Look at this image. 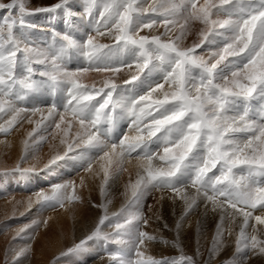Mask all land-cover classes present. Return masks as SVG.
<instances>
[{
  "label": "snow or ice",
  "instance_id": "obj_1",
  "mask_svg": "<svg viewBox=\"0 0 264 264\" xmlns=\"http://www.w3.org/2000/svg\"><path fill=\"white\" fill-rule=\"evenodd\" d=\"M80 2L83 13L74 7L75 0L35 8H29V0L0 2V10L7 13L0 17V114L8 117L0 124V132L7 133L22 113L42 114L39 107L19 106L30 95L35 98L42 90L64 92L63 112L53 103L47 115L59 116L57 129L65 125L60 139L65 151L52 155L44 170L55 171L53 166L81 144L96 149L104 162L100 165L103 196L113 172L122 170L124 157L136 154L137 179L129 182L126 192L137 214L113 223L105 208L90 234L61 255L86 254L89 241H101L134 248V260L126 259L125 248L110 254L113 264H212L232 235L223 221L234 223L241 216L235 250L225 264H250L253 257H264V240L256 234V226L264 225V214L253 217L254 210L264 213V0ZM41 13H62L65 31L51 28L50 41L37 46L29 30H43L31 20ZM82 14L94 34L78 37L75 18ZM194 22L202 26L199 40L191 47L183 46ZM160 27L164 28L160 35H140L144 29ZM98 37L112 42L101 43ZM78 57L85 58L88 67L71 70L70 62ZM34 65L42 67L38 70ZM133 65L136 72L125 84L139 80L140 74L145 78L156 74L159 79L153 77L154 83L143 92L133 88L125 95L117 91L119 86L111 77ZM88 71L109 77L101 87H89L81 82ZM157 92L160 96L154 98ZM117 106L131 118L137 135L124 136L109 148L102 137L108 136L119 117L113 115ZM68 114L71 119H66ZM74 125L78 127L70 142ZM16 171L35 170L18 166ZM161 189L169 190L173 202L178 199L183 205L171 240L144 230L153 218L162 219L151 206V216L141 211L146 197ZM80 200L74 182L53 184L50 193L40 192L36 197L37 203L53 208ZM198 202L206 212L209 207L222 211L207 258L199 248L188 253L181 240L184 222L199 207ZM251 219L255 224L249 235L246 229ZM107 227L113 230L104 231ZM151 244H163L172 252L159 258L147 255ZM25 251L16 254L13 264Z\"/></svg>",
  "mask_w": 264,
  "mask_h": 264
},
{
  "label": "bare ground",
  "instance_id": "obj_2",
  "mask_svg": "<svg viewBox=\"0 0 264 264\" xmlns=\"http://www.w3.org/2000/svg\"><path fill=\"white\" fill-rule=\"evenodd\" d=\"M43 20H46V18ZM39 108H41L43 116L41 113H36L35 115L31 113L28 121L23 123L21 130L17 131V134L11 135L10 139L2 144L3 147H0V168L3 166L7 168L19 166L21 169L35 170L33 172L17 171V176L22 179L23 183H26V187L23 190L26 192L28 190L32 193L18 197V208L20 207L19 209L17 208L19 210L18 213L24 210V206L23 208L21 207L22 205H26L30 200H36L38 193H50V190L40 189L45 183H67L74 181L79 183L80 187L77 189L76 195L81 197L82 202L81 206L67 202L64 209L56 213L57 215L53 213L55 215L54 222H51V225H55L53 231L45 237L40 236L35 241L33 257H19L18 261H20V264H112L110 254L115 253L119 248L126 249V259H128L129 254L132 252V247L113 243L105 245L101 241H89V249L86 254L61 255V253H65L67 249L90 234L100 216L105 214V208L107 215L112 219L113 223L118 222V219L125 220L133 214L132 208L129 210H124V208L129 203L130 196V192H126L127 185L130 181L134 182L137 179V173L114 171L109 180L110 187H108L106 195L102 196L100 185L103 182V172L100 165L104 162L94 159L93 156L96 157L98 150L85 146L82 148V151H78L75 148L67 157L59 161L57 165H54L55 171L44 170V165L52 155L56 153L63 154L65 151V145L60 144V139L63 137L61 129L65 128V125H61V129H57L55 127V123H59L57 114L49 117L47 113L51 107L44 106ZM42 119L43 123H40ZM38 124L39 127L37 126ZM127 124L129 127V122L125 123L126 126ZM29 133H32L31 137ZM128 134L131 133L128 132ZM133 135L131 136L133 137ZM25 141L28 142L27 150L25 149ZM106 143L110 148L112 143L110 141H106ZM7 147L8 153L6 154L8 156L3 161L2 155ZM119 151L120 149L117 148V152ZM133 157L125 156L123 161L130 163V165L135 162L136 165L137 161H134L135 156ZM89 163L92 164L90 171L88 170ZM61 170H63V176L59 175ZM70 174H73V176L70 177ZM171 196L172 193L169 190L161 189L158 192L155 199L157 204L154 205V208L162 219L156 220L154 218L151 221L150 227L145 229L149 233H159V235L169 234L172 238L175 237V223L182 212L183 205L178 199L173 202ZM120 213H125V216H119ZM258 214L264 213H261L257 209L255 210V215ZM221 215V210L212 211L210 207L206 212L203 203L201 206L193 209L191 215L185 220L184 228L181 232V240L186 245L188 253H192L199 248L205 256V242L209 234L213 232V218L220 221ZM51 216L53 215L51 214ZM165 223L168 225L167 229L164 228ZM223 223L227 227L231 225L232 235L227 238V241L229 240L231 243H234L239 233L237 231L240 230V225L242 224V217L237 216L234 223H229L227 220L223 221ZM254 224L255 222H249L248 228H252ZM256 227L258 229V237L264 240V225H257ZM43 229H45L44 225ZM112 230L111 227L104 229L106 232H111ZM163 248V244H151L148 246L147 255H161ZM108 249H112V251L108 252ZM256 264H264V257L258 256Z\"/></svg>",
  "mask_w": 264,
  "mask_h": 264
},
{
  "label": "rangeland",
  "instance_id": "obj_3",
  "mask_svg": "<svg viewBox=\"0 0 264 264\" xmlns=\"http://www.w3.org/2000/svg\"><path fill=\"white\" fill-rule=\"evenodd\" d=\"M0 2L3 3H8L9 0H0ZM58 0H29V8H35V7H47L50 6L52 4L57 3ZM148 3H151V0H147ZM201 3H203V0H200ZM218 2V0H217ZM74 7L80 8L81 9V13H83V9H82V5L80 0H75V4ZM6 11L5 10H0V17H3L4 15H6ZM46 20H43L45 19ZM63 14H58V15H51L48 13H41L37 16H33L31 17V20L37 24L38 26H40V28H42L43 30H40L39 28L37 30H29L30 32V38L36 43L37 46H42L46 43H48L50 41L51 38V28H55L57 31H65V25L63 23ZM75 23L77 25V33L76 35L78 37L80 36H84L86 33H92L94 34V27L92 25L88 24V18L86 15H80L77 18H75ZM202 26L198 23V22H194L190 25V31L188 32V34L186 35L185 40L183 41V46L186 47H191L193 45V43L198 42L199 40V29ZM155 34V35H160L161 33L164 32V28L160 27L159 29H144L140 35H144V34ZM98 40L101 43H111V39L110 38H104V37H98ZM199 51V50H198ZM35 68H37L38 70L42 67L40 65H34ZM69 67L71 68V70H77V69H81V68H85L88 67V62L85 58L82 57H78L73 59L70 64ZM147 71V70H145ZM136 69H135V65H133L132 69H128V68H124L122 70L121 73L111 77L112 79L115 80V82L118 84V92H123V94L125 95H129L131 94V91L133 90V88H135V91L140 93L143 92L147 89L148 85L150 83H154V79H159V77L156 74H152L149 78H145L144 74H140V79L137 81H132L131 83L125 84L124 81L125 79H129L131 77V74L135 73ZM109 77V74L104 73H97L95 71H88L87 73H85L82 77H81V82L88 85L89 87L91 86H95L97 88L102 86V82L103 80H105L106 78ZM35 78H39L38 76ZM163 82V81H161ZM98 85V86H97ZM167 88V85H165V89ZM66 95V93L64 92H55V91H44L42 90V92L40 94H37L35 96V98H33L31 95L29 96L28 99H26L23 102H20L19 106L20 107H27V108H32V107H44V106H48L51 107L53 103H55L57 105V109L59 112H63V97ZM115 95V94H114ZM160 96V92H157L153 94V97L156 98ZM256 103V102H254ZM38 105V106H37ZM31 114L28 112L22 113L20 117H18V121L17 123L7 132H0V147L2 146V144L7 141L8 139H10L11 135H15L17 134V131L21 130V128L23 127V123H26L28 121V117ZM55 114V113H54ZM119 114L118 119L115 121L114 126H111L110 131L108 133V136L106 137H102V139L106 140V141H110L111 143L115 142L118 144L119 139H122L124 136H127L129 138H131L133 135V133H137L134 130V127L132 126V120L130 117L124 116L121 113V109L119 106H117L116 112L113 113V115H117ZM57 117L59 118V116L57 115ZM8 119L7 116H5L4 114H0V124H3L4 121ZM66 119H71V115L68 114L66 116ZM129 122V127L128 124L127 126L125 125V123ZM78 125H74L72 131L70 132V135L68 137V139L71 142L70 137H72V135L75 133L76 129H77ZM104 127L107 129L109 127V125H104ZM130 129L128 131V129ZM122 129V130H121ZM125 130V131H124ZM127 130V131H126ZM121 131V132H120ZM131 133V134H128ZM135 134L133 135V137L135 136ZM123 135V136H122ZM83 144L80 145V147H78V151H82V148L84 147ZM3 147V146H2ZM155 147V146H153ZM81 149V150H79ZM8 147L6 148V150L4 151V154L2 155V160H6L8 154ZM99 153V154H98ZM102 155V152H97L96 157H94V159H98V156ZM136 156L135 153L132 154V157ZM134 158V157H133ZM134 161H137L136 159ZM115 164V162H114ZM113 164V168L115 169L117 166L116 164ZM134 164V166H133ZM10 168V169H9ZM12 168V169H11ZM120 168H122V170H119L120 172L124 173H137L139 170L137 168V162L135 165V162L131 163H126L125 161L122 162V164L120 165ZM17 167L15 166H10V167H5L3 166L2 168H0V264H13V258L16 256V254L18 252H21L22 250H26L23 254V256L21 257H28L31 258L34 255V248L33 246L35 245V241H37V239H39L40 236H47L50 234L51 231H53V227L55 226L54 224L51 225V222L53 223L55 220V215H57L56 213L60 212L61 210L64 209V207H60V206H56V207H46L43 206L40 203H37L36 200H30V202L28 201V203L26 205H22L21 207L23 208L24 206V210L19 212V208H18V203H19V196H22L24 194L26 195H30L32 193H30L28 190L27 192L24 191L23 189L26 187V183H23L22 179L20 177L17 176V171H16ZM134 170V171H133ZM136 171V172H135ZM60 176H63V170L60 171ZM72 177L73 174H70ZM57 183V182H55ZM55 183H45L43 184L40 189L41 190H50L51 185L55 184ZM75 183V187H76V193H77V189H79V183ZM23 184V185H22ZM24 192H23V191ZM160 190L158 191H154L151 194H149L145 201L144 204L142 206L141 211L149 216L152 215V213L149 211V207L151 206L153 209H155L154 205H156V196L158 194ZM34 201V202H33ZM81 202L80 201H75L71 204H76L77 206H81ZM32 206H31V204ZM199 206H201L202 202H198ZM25 204V203H24ZM67 204V202H65V205ZM79 204V205H78ZM18 208V209H17ZM130 208H132V212L133 214L128 217L127 219H132L134 215L137 214L136 212V208L135 205L132 204H127L126 207L124 208V210H129ZM55 215H54V214ZM51 214L53 216H51ZM255 215V210L253 211V217ZM50 216V217H49ZM119 216H125V213H120ZM120 218V217H119ZM48 219V220H47ZM154 219V218H153ZM52 220V221H51ZM213 232L212 235L211 233L208 236L207 241L209 242H205V258H207L208 255V250L211 248L212 243H213V237L215 236L216 232H217V226L219 224H221V220H217L215 218H213ZM255 222L254 219H251L249 222L254 223ZM45 221H47V223H45ZM123 223L124 220H120L118 219V222ZM50 223V224H49ZM43 225L45 226V229H43ZM230 225V224H229ZM224 228H228L226 226L225 223H223L222 225ZM50 230H49V228ZM231 227V225H230ZM234 229V227H233ZM252 228H247L246 232L250 235L252 234V231H250ZM145 230V229H144ZM236 230V229H234ZM237 231V230H236ZM45 232V233H44ZM239 232V231H237ZM41 234V235H40ZM257 234V233H256ZM32 235V236H31ZM211 235V238H210ZM162 236H164L166 239L171 240L172 236H170L169 234H162ZM27 245V246H26ZM226 250L223 251L222 254L218 255V258L214 257L213 258V262L212 264H225V261L228 260V258L230 256H232V254L234 253L235 250V242L231 243L229 240H226ZM131 247V245H128ZM207 248V249H206ZM164 255H168L172 252V249L166 248L164 246V248L162 249ZM112 251V249H108V252ZM74 256V255H71ZM132 256V257H131ZM160 255L156 256L157 258H159ZM20 257V258H21ZM257 257H253L250 261V264H256L257 263ZM136 257L134 256V248H132V252L129 254L128 256V260H134ZM17 264H20V261L17 262ZM113 264V263H112Z\"/></svg>",
  "mask_w": 264,
  "mask_h": 264
}]
</instances>
